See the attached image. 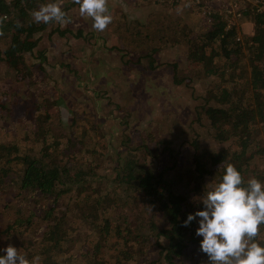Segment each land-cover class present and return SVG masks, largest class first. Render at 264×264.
Wrapping results in <instances>:
<instances>
[{
  "label": "trees",
  "instance_id": "trees-1",
  "mask_svg": "<svg viewBox=\"0 0 264 264\" xmlns=\"http://www.w3.org/2000/svg\"><path fill=\"white\" fill-rule=\"evenodd\" d=\"M48 2L50 0H0V38L6 46L0 57L20 78L33 76L35 68L29 63V56L39 57V66L48 58L46 51L38 49V46L44 39L40 33L52 22L37 23L32 17L34 10ZM58 2L66 12L68 9L72 13L79 11L74 0ZM179 2L154 0L157 10L176 7ZM205 7L216 8L214 5L209 7L207 3ZM142 10L145 11L141 9L138 14L130 16L127 4L122 7L117 17L112 19V22L116 20L114 25L110 27V23L108 31L102 33L103 40L116 37L120 43L113 49L122 50L121 57L125 63L147 64L151 70L160 68L156 54L163 46L182 45L192 69V75H185V78L191 80L197 75L213 77V82L218 80L216 88L208 91L210 95L203 97L204 103L196 104L197 118L209 122L216 141L230 140L232 146L216 152L200 151L194 161L180 172L175 167L178 159L174 157L175 149L162 141L153 128L148 134H139L141 140L133 147L128 146L126 154L119 153L112 158L110 152L105 156L103 173L98 174L101 180L96 181L97 167L92 170L89 165L91 170L88 171L74 161L77 138L68 139L65 151L60 150L59 155L54 152L53 142L54 147H51V135L46 127L40 131L42 138H39L38 153L21 152L22 149L15 144L0 143V183L4 188L9 185L19 188L14 195L15 201L3 206L4 209L13 207L17 215L7 229L8 238L16 240L20 236L23 239L18 245H25L26 250L34 240H42L31 251L32 255L26 256L30 264H81L85 260L86 264H153L158 260L154 258L157 250L159 257L164 256L166 264H176L177 258L179 262L184 258L185 237H190L193 244L186 254L199 253L201 263H197L209 264L206 254L199 250L202 237L195 235L196 220L183 225L189 213L202 208L199 193L195 191L197 186L201 187L202 179L209 176L218 183L224 166L229 163L241 172L245 183L253 177L264 182V166L259 167L255 162L256 156L264 155V138L261 135V131L264 132V12L248 11L246 16L255 24L253 34L239 37L237 29H227L222 16L215 13L209 21L204 16L203 32L191 35L182 29L184 35H181L177 33V24L164 23L162 17L153 21L154 27L151 23L146 25ZM67 16L72 17V14L67 12ZM121 17L122 20H118ZM95 31L93 29L86 35V30L79 27L75 36L88 38L94 36ZM220 84H223L222 88H218ZM90 131L95 132L89 137L90 142L98 146L104 133L92 123ZM82 136L86 138L85 132ZM107 146L105 144L103 149ZM198 149L195 143V151ZM137 151L145 154L135 160ZM91 153L98 154L99 151L95 148ZM165 155L173 157V161L168 163L163 158ZM70 161L72 163L68 166ZM107 165L113 166L108 169ZM171 171L174 172L170 177L168 172ZM12 174L19 178L17 182L9 180ZM109 180H114L115 185L107 192ZM85 183L90 185H86L85 191L71 201L68 197L71 188H66L67 184ZM95 185L101 189H96ZM122 191H126L125 198ZM129 191L133 194L128 195ZM128 196L133 200L128 201ZM18 200L26 208L25 215L19 213ZM138 200L141 203L131 215L130 209L119 208L127 203L135 206ZM72 202H77L74 204L79 209L71 213ZM91 203L90 208H85L84 204L90 206ZM81 219L86 222L82 220L81 223ZM158 220H161V225H158ZM34 221L36 225L39 222L43 226L41 232V227L40 230H30ZM31 232L35 239L25 237ZM79 235L84 239L74 240ZM263 236L264 225H261L254 239L260 243ZM175 247L179 248L178 254Z\"/></svg>",
  "mask_w": 264,
  "mask_h": 264
},
{
  "label": "rangeland",
  "instance_id": "rangeland-1",
  "mask_svg": "<svg viewBox=\"0 0 264 264\" xmlns=\"http://www.w3.org/2000/svg\"><path fill=\"white\" fill-rule=\"evenodd\" d=\"M198 1L195 5L193 4L195 11L189 7L162 8L156 11L150 8L147 11L142 10L141 13H145L143 22L146 25L151 23L154 27L153 21H159L162 17L164 23L170 21L172 24H177V33L181 35H184L182 29L190 32L191 35L199 34L204 31L203 11L206 10V3L203 4L204 0ZM71 11L69 10L68 13ZM164 14L166 17L162 16ZM86 18L83 20L80 13L76 12L71 18L68 16L67 23L61 25L52 22L40 33L44 39L38 49H44L48 58L43 65L39 66L40 58L29 56V63L35 68L33 76L29 78L16 76V72L11 70L0 57V143L12 146L15 144L22 149L21 152L38 153L39 138H42L40 131L46 127L51 135L49 136L51 147H54L53 142L55 145L53 149H56L54 152L58 155L60 150L65 151L64 147L68 139L77 138L78 143L73 151L76 160H72L81 163V166L88 168V171L91 166L92 170L97 167V176L103 173L106 162L102 161L105 156L110 155V152L112 158L119 153L126 154L128 151L125 150L128 146L133 147L141 140L139 134H148V131L153 128H156L155 131L160 134L162 141L165 140L175 149L174 157L178 158L175 167L180 172L187 168V164L194 161L195 155L200 151L216 152L232 146L230 140L216 141L214 130L209 126V122L200 121L197 118L196 104L204 103L203 97L207 98L210 95L208 91L216 88L218 80L213 82V77H197V75L192 76L191 80L185 78V75H192V69L184 55L185 48L182 45L163 46L156 54V58L160 61V68L156 70L149 69L147 64H127L121 57L122 50L113 49L119 42L116 37L104 41L102 35L95 36L97 31L94 36L88 38L75 36L79 27L84 28L88 35L92 33L88 30L92 20L88 18L89 21L86 22ZM118 20H122V17ZM115 22L116 20L111 22L110 27ZM106 31H108L107 27L103 32ZM242 34L247 33L243 30ZM252 34L253 32L248 35ZM5 48V42L0 38V52ZM224 84L227 85V81ZM222 87L223 84L218 86V88ZM91 123L96 129L100 127L104 133V138L100 141L98 139L100 143L98 146L90 142L89 137L95 134L93 131L89 132ZM28 131L32 133L29 134ZM84 132L86 138H82ZM135 132H137L136 135ZM261 132L264 138V132ZM195 143L199 147L197 151H195ZM105 144L108 146L103 149ZM84 145L86 147L82 152ZM95 148L99 151L98 154L91 153ZM134 154H136V160L143 157L145 153L137 151ZM163 158L168 163L173 161L171 156L165 155ZM263 161L264 155L256 156L255 162L259 167L264 166V163L260 164ZM71 163V161L68 162V166ZM112 166L107 165L106 168L109 169ZM173 172H168V175L173 176ZM98 179L99 176L95 178L96 181ZM9 180L13 183L19 178L13 175ZM215 181L210 176L205 177L202 179L201 187L198 185L195 191L200 196L203 189L207 191L216 184ZM86 185L90 184H67L66 188L69 186L71 188L68 196L71 197V201L85 191ZM114 185L115 181L109 180L106 185L107 192L114 188ZM95 187L101 189V186L97 188L95 185ZM18 189L15 185L4 188L0 183V249L12 245L26 257L32 255L31 251L37 248L42 240L40 238L38 239L40 241L34 240L31 242L30 249L26 250L25 245H18L23 239L20 236L16 240L14 237L8 238L7 229L13 217L17 215L14 214L13 207L4 209L3 206L15 201L14 195ZM125 193L126 191H122L123 197ZM132 194L133 192L129 191L128 195ZM132 200L128 196V201ZM74 203L72 202L71 213L79 209V206ZM140 203L138 200L135 206L127 203L120 205L119 208L130 209L129 215H131ZM16 204H18L19 213L25 215L27 213L25 206L22 207L19 200ZM84 206L90 208L92 203L90 206L88 204ZM82 220L85 219L79 221ZM157 223L161 225V220ZM36 228H39L40 232L43 230V226L39 222L36 225L34 221L30 230L35 231ZM25 237L35 239L32 232L30 236L25 235ZM76 239L82 240L84 236L79 235L74 240ZM191 241L190 237L184 238L183 246H186L184 249L186 252L182 254L184 257L182 262H179L177 258L176 264L201 263V254L195 252L186 254L193 245ZM262 241L264 236L260 243ZM174 250L177 254L179 253L178 247ZM154 258L158 260L153 264H166L164 256H158V250ZM86 263L85 260L81 264Z\"/></svg>",
  "mask_w": 264,
  "mask_h": 264
},
{
  "label": "clouds",
  "instance_id": "clouds-1",
  "mask_svg": "<svg viewBox=\"0 0 264 264\" xmlns=\"http://www.w3.org/2000/svg\"><path fill=\"white\" fill-rule=\"evenodd\" d=\"M81 16L92 20V28L103 31L111 22L106 0H74ZM33 20L47 24L68 22L66 11L58 0L41 4L32 12ZM202 208L189 213L187 226L196 220L195 235L202 237L199 250L209 264H264V244L258 243L260 226L264 225V182L253 177L245 183L241 172L226 164L218 183L199 196ZM0 264H30L20 251L7 245L0 249ZM36 258L34 257L33 260Z\"/></svg>",
  "mask_w": 264,
  "mask_h": 264
},
{
  "label": "built area",
  "instance_id": "built-area-1",
  "mask_svg": "<svg viewBox=\"0 0 264 264\" xmlns=\"http://www.w3.org/2000/svg\"><path fill=\"white\" fill-rule=\"evenodd\" d=\"M194 2L197 3L199 1L194 0ZM204 2L207 3L209 7L211 5L216 6L214 10L206 7V10L203 11L207 21H209V17L215 13L222 16L227 29L236 28L237 31L239 24L248 20L245 19L248 11L257 13L264 12V0H204ZM250 22L252 23L251 20ZM238 36L241 37L239 31Z\"/></svg>",
  "mask_w": 264,
  "mask_h": 264
},
{
  "label": "crops",
  "instance_id": "crops-1",
  "mask_svg": "<svg viewBox=\"0 0 264 264\" xmlns=\"http://www.w3.org/2000/svg\"><path fill=\"white\" fill-rule=\"evenodd\" d=\"M106 2H107L108 12L112 16V19L117 17L116 14L121 11L122 7H124L125 4H127V7L129 8L130 16L138 14V11L141 9H145L146 11L149 8L153 11H156L158 9V5L154 4V0H128V2H124V0H106ZM193 4L195 5L194 0H180V2L177 4L176 7H183V8L189 7L193 11H195L194 10L195 6ZM161 8H163V7H161ZM68 11H69V9H68ZM75 13H76V11L74 10L73 13L71 11L69 14H75ZM163 16H165V14ZM84 18H86V16H82L83 20H84ZM86 19L89 21L88 18H86ZM245 19H248V17L246 16ZM254 25H255L254 21H252V23H251L250 20L248 19V20L242 22L241 24H239L238 31H239V33H242L244 30V32H246L247 34H251L254 31ZM225 26H226V23H225ZM88 30L93 32V28H92L91 24L88 26ZM102 33H105V32H96V35L95 34L94 35L96 37H98V36H101ZM84 34L87 35V33H84Z\"/></svg>",
  "mask_w": 264,
  "mask_h": 264
}]
</instances>
